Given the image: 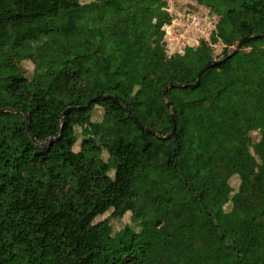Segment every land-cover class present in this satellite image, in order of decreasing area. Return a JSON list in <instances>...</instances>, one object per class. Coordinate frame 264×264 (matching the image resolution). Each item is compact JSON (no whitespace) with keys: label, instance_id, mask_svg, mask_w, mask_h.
<instances>
[{"label":"trees","instance_id":"16d2710c","mask_svg":"<svg viewBox=\"0 0 264 264\" xmlns=\"http://www.w3.org/2000/svg\"><path fill=\"white\" fill-rule=\"evenodd\" d=\"M196 1L220 16L212 39L224 56L261 34L213 66L220 86L213 67L188 86L214 58L206 41L167 56L165 0H0V264H264V0ZM170 83L177 130L165 137ZM105 149L112 198L84 155ZM128 212L119 247L106 249L110 219Z\"/></svg>","mask_w":264,"mask_h":264},{"label":"rangeland","instance_id":"374dc122","mask_svg":"<svg viewBox=\"0 0 264 264\" xmlns=\"http://www.w3.org/2000/svg\"><path fill=\"white\" fill-rule=\"evenodd\" d=\"M91 1V0H85ZM166 2V0H165ZM166 7H168L170 11L165 9L171 17V22L165 23L163 25L164 30V45L166 49L167 56H173L177 53L185 54L186 48L191 47V45H186L184 48V44H191L194 42V46H199L203 41H206L212 50L213 59H220L224 56L223 50L225 44L221 41H214L212 39L214 32L217 27V23L220 20V16L217 15L211 8L206 7L196 0H171L170 4L166 2ZM61 5L54 4L52 7V13L48 16V24L49 27L55 28L57 24V13L60 11ZM238 20L241 23L247 24L250 22V16L248 14H243L239 12ZM171 25V26H169ZM236 46V45H235ZM235 46H232L231 49H234ZM178 50H181L179 52ZM19 63V62H18ZM22 66L24 76L29 78H33L35 74V59L34 58H26L22 62L19 63ZM210 76L213 79V82L216 86L222 85L225 81V77L220 73L219 68L213 67L210 70ZM105 109L100 105H96L92 111V119L94 121H102L104 117ZM81 127H77V135L78 141L74 146L75 151L81 150V142L83 139V135L81 133ZM252 140L255 141L259 138L258 131H253L251 133ZM48 143V141H47ZM231 148L235 152L242 151L244 148L243 142H235L231 144ZM91 161H93L98 169L100 170L103 176V185L106 193L112 198L111 193V181L107 174L110 176L114 175V170H109L108 166L110 165L109 161V153L105 149L102 154L99 156L97 154L94 155H86ZM235 179H232V184L235 190L238 187V184L234 182ZM231 207V202H229L225 209L229 210ZM111 214V210L106 214L97 218V220L104 219ZM110 222L112 224L113 232L108 233L103 237V247L106 249L118 248L117 238L115 233L122 229L126 224L131 223V213H126L122 218H111ZM123 250L130 248V242L127 239L124 244L120 247Z\"/></svg>","mask_w":264,"mask_h":264},{"label":"water","instance_id":"95a60500","mask_svg":"<svg viewBox=\"0 0 264 264\" xmlns=\"http://www.w3.org/2000/svg\"><path fill=\"white\" fill-rule=\"evenodd\" d=\"M259 36H261V34H254V35H250V36H248V35L242 36V37L238 40L237 45L235 46L234 50H233L231 53H229V54L226 55V56H223V57L220 58V59H211V60H209V61H208L203 67H201L200 70H199L198 73H197V79H196V82H194V83H192V84H188V86L191 87V88H194V87L198 86V85L200 84V81H201V77H202V75H203L206 71H208V70H209L210 68H212L213 66H216V65L222 63L223 61H226L228 58H230L231 56L235 55V54H236V53L242 48V46H243L245 43H247L248 41H250V40H252V39H254V38H257V37H259ZM172 86H174V83H170V84L164 89V91H163L164 96H165V98H166V105H167V107H168V109H169V112H170V118H171V121H172V130H171V132H170L168 135H166L165 137H174V135H175V133H176V130H177L176 116H175V114H174V112H173V110H172L171 103H170V101H169V99H168V90H169V88L172 87ZM103 96H104L103 94H99V95L93 96V97H91V98L87 101V103H86L85 105L78 106V107H88L92 102H94L95 100H97L99 97H103ZM105 96H107V97H109V98H112V99L116 100L117 102H119V103L121 104V101L118 99V97H117L116 95H114V94H106ZM72 107H74V106H68V107H67V108L61 113V115H60L61 118H63L65 111L69 110V109L72 108ZM124 108L129 112V114L134 118L135 122H136V123L142 128V129L147 130L148 132H151V133L156 134V131H155L153 128H151V127H149V126H146L145 124H143V123L139 120L137 114H136L134 111H132L129 107H127V106H125V105H124ZM28 129H29V124H28ZM29 132H30V129H29ZM30 134H31V132H30ZM61 135H62V131H61L59 137H60ZM59 137H57V138H55V139H58ZM53 139H54V138H51L47 144H49L50 142H52Z\"/></svg>","mask_w":264,"mask_h":264},{"label":"built area","instance_id":"2783aa9c","mask_svg":"<svg viewBox=\"0 0 264 264\" xmlns=\"http://www.w3.org/2000/svg\"><path fill=\"white\" fill-rule=\"evenodd\" d=\"M166 2H168V4H170V2H171V0H166ZM164 9H169L168 7H164ZM168 11H170V10H168ZM171 22V21H170ZM169 22V23H170ZM169 26H171V25H169ZM186 45H191V46H194L195 44H194V42H192L191 44L189 43V44H184V48L186 47ZM188 47V46H187ZM179 52H181V50H178Z\"/></svg>","mask_w":264,"mask_h":264}]
</instances>
